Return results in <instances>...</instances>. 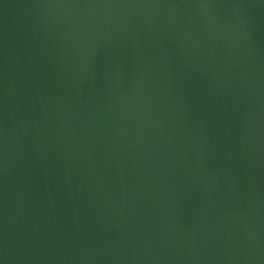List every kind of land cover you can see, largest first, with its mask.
Masks as SVG:
<instances>
[{"label":"water","instance_id":"water-1","mask_svg":"<svg viewBox=\"0 0 264 264\" xmlns=\"http://www.w3.org/2000/svg\"><path fill=\"white\" fill-rule=\"evenodd\" d=\"M0 264H264V0H0Z\"/></svg>","mask_w":264,"mask_h":264}]
</instances>
